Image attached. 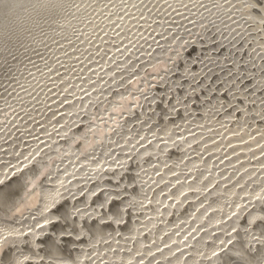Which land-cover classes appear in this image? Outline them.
<instances>
[{
    "label": "rangeland",
    "instance_id": "obj_1",
    "mask_svg": "<svg viewBox=\"0 0 264 264\" xmlns=\"http://www.w3.org/2000/svg\"><path fill=\"white\" fill-rule=\"evenodd\" d=\"M122 1L105 0V5L103 2V5H100L101 11L93 10L90 14L84 10L81 16H76L77 22L67 31L66 40L62 39L63 42L57 43L58 50L54 48L57 51L52 52L50 48L56 43L60 29L56 27V32L55 24L51 23L46 24L49 26L48 29L51 27V31L45 32L48 33L45 38L40 39L39 35H33V42L29 44L27 42L23 47L18 46L23 43L20 39L7 44L5 46L7 51L9 48L14 49L13 52L10 51L9 61L4 62L8 60L6 50L4 52L2 48L0 50V61L4 59L0 62V174L7 172L5 170L9 168L13 174H17V176L12 174L13 178L6 174V177L0 179V221L4 217L12 216L13 219L22 220L33 215L31 212L36 213L35 205L37 206V202L40 201V198H37L40 197L39 193L43 200L49 203L48 211L43 215L45 219L42 228L34 223L35 229L31 228L33 226L31 218H27L25 227H22L24 224L22 223L21 228L17 227V230L10 233V237L1 241L0 264H86V257H91L96 251L101 254L102 249L105 250L104 247L109 244L108 240L112 238L125 249L131 247L128 236L126 239L123 236L129 231L130 224L144 218L145 215L140 213L142 206L144 209L145 206L146 209L149 205L154 206L155 203L150 202L152 192L154 194L155 190L162 188L168 192L167 196L172 194L174 185L176 184L175 189L178 186L175 183L178 180V173L184 174L190 169L184 176L185 180V177L188 179L198 169L201 173L204 168L202 163L206 157L209 159L212 156L211 152H221L222 155L227 152L228 155L217 159L204 169L206 171L203 174L210 172L209 185L206 184L202 191L198 192L196 184L190 185L185 182L184 186L190 187V190L187 188L189 196H184L180 201L175 197L170 200V206L164 208L162 207L166 202L163 203L162 199L161 203L159 200L156 207L160 209L158 216L148 218L145 228H142L143 231L136 230L137 225H134L136 237L140 241L145 242L147 239L146 243H149L153 239L150 244L168 243L169 241H163L166 236L163 235L165 228L162 224L165 222L166 226L174 225L184 219L185 215L190 216V211L195 210L199 204L202 208L203 202L212 201L215 187L211 186L217 181L216 191L220 190L223 201H226L231 193L240 204L247 202V206H243L241 211L243 215L254 203L252 194L247 192V187H255L259 194L264 192V173H261L264 166L260 171L257 168L260 155H264V0ZM119 4L123 7L121 11L124 19H118L120 22L117 24L112 23V20L104 24L100 22V27L95 28L94 33L93 24L96 19L106 16L107 13L116 15L113 9ZM161 8L164 13L157 16L159 14L156 11ZM116 11L118 13V10ZM148 16L153 17L152 24L147 23ZM32 26V20H25V31ZM87 29L91 30V33L88 30L87 34H84ZM97 30L101 36L95 35ZM126 30L131 31L130 36L120 46L115 34L121 37ZM20 36L23 35L17 34V37ZM72 36H77V41H71ZM90 43L95 44L91 46ZM43 47L47 49L46 55L45 52L41 53ZM84 48L91 59L80 56ZM107 48L115 49L119 53L112 55L110 51V56ZM48 50L50 52L47 53ZM91 54L94 57H91ZM96 56H101L99 58L103 64ZM55 62L56 64H53ZM129 62L131 65L127 66L129 68L127 70L126 64ZM110 63L118 65L114 73L109 72L112 67L108 69ZM94 64H97L98 70L104 68L99 70V73L97 70V73L95 70L92 74L90 72L93 75L91 77L90 74L87 77L85 74L84 78L83 76L80 78L78 72L88 73V69L95 68ZM51 65L57 68L56 75L47 72L48 69L50 72L55 70ZM7 73L12 74L9 75L10 78ZM33 73L36 75L34 78ZM28 84L33 86L30 87V91H26ZM98 84L101 87L97 86V90L95 85ZM10 85L12 88H9ZM55 86L63 87L64 92L61 95L56 94ZM86 91L90 92L89 96L92 95L91 100L85 103V107L73 104L69 96L73 95V99L77 96L76 92L82 94ZM123 102L127 103L128 108H124ZM74 110H78L76 117H72L74 114L70 112ZM64 114L67 116L63 117ZM55 115L59 116L58 122ZM90 120L94 124L87 128ZM164 124L169 125L167 133L163 132L165 137L161 133ZM162 126L163 128L158 130ZM139 131L146 135L145 139L141 137L143 134L140 135ZM155 131L157 133H154ZM151 132L153 135L150 136ZM47 135H50V140L44 139ZM118 135H124L123 141H126L114 147L115 150L110 149L108 145L107 148H103L105 149L103 152L101 148V152L99 151L98 145L106 143L107 140L108 142L114 140L119 137ZM83 137H88L89 142L84 141ZM86 141L88 144L84 146L83 143ZM141 145H147V152L143 151L144 147L140 148ZM194 148L197 154L192 162L177 157L186 153L192 155L195 152ZM232 151H239L235 156L238 157L241 153L242 155L238 157L241 160L249 155L248 160L245 159L243 163L249 164L247 167L254 171L251 172L250 168H238L239 178L245 183L244 190L231 189L223 180L221 181L230 175L237 162L235 158H231L234 155ZM251 152L257 153L259 157L254 153L256 158L253 156L254 160H249ZM73 154L77 159V166L74 164L75 161L70 162L69 166H72L66 172L74 171L72 177L76 173L77 179H73L75 182L73 180L67 182L63 178V183L59 186L50 184L48 177H54L55 174L63 177L60 173L61 161L63 159L66 161L68 156ZM91 157L94 160L90 163ZM176 157L180 163L177 164L179 165L177 174L165 178L163 184V178L159 179L161 176L157 173L164 167L166 170L171 169V162ZM95 160L99 165L97 163L91 174L86 167L92 162L96 163ZM155 163L162 167L156 169L157 171L155 170L150 177L143 174L145 168L148 169L149 166L151 168ZM42 165L46 167H41ZM180 170L183 172H179ZM148 171L146 174L150 173ZM87 172L89 174H86ZM45 180L50 182L46 183ZM43 184H49L51 187L40 190ZM139 184L144 185L145 195L143 193L140 195ZM179 195L181 196V193ZM225 201L223 207L226 209H223V212L228 209ZM239 211H235L237 220L232 229L216 246L215 251L209 253L207 264H229L231 261L247 264L253 260V256L264 262V197L258 208V217L253 214L245 219L241 212L238 214ZM36 216L39 217L40 214ZM28 227L34 230L29 239L24 235ZM221 227L223 235L226 231L225 225ZM44 229L49 231L48 235L42 231ZM213 230L215 227L211 231ZM193 234L194 231L190 233L189 238ZM179 243L177 242V245H180L178 248L187 245V240ZM15 250L22 256L33 258V263L26 258H19L18 254H14ZM184 250H180V254H183ZM207 254L204 255L205 258L208 257ZM153 255L155 261L157 256L154 258ZM121 257L114 263L119 264L122 261L120 264H123L125 261L124 264H129ZM100 258L101 261L105 259ZM140 258L136 257V260ZM173 261L170 260L168 263L175 264Z\"/></svg>",
    "mask_w": 264,
    "mask_h": 264
},
{
    "label": "bare ground",
    "instance_id": "obj_2",
    "mask_svg": "<svg viewBox=\"0 0 264 264\" xmlns=\"http://www.w3.org/2000/svg\"><path fill=\"white\" fill-rule=\"evenodd\" d=\"M122 1V0H121ZM131 0H129V2H130ZM135 0H133V2H134ZM149 1H151V0H149ZM177 1V0H176ZM102 2H103V4L105 5V0H0V50H1V48H2V51L4 52L7 48H5V46L7 45V44H11V43H13V42H15V39H20L21 41H23V43L21 44V45H18V46H24L27 42V44H29V43H32L33 42V35H35V36H38L39 35V37H40V39H42V38H45L46 36H47V34L49 33L48 31L50 30L51 31V27L48 29V27L46 26V24H48V23H51V24H55V27H54V29L56 28V27H58L60 30H59V32H58V34H59V36L56 38V43L54 44V45H52V47L50 48V50L52 51V52H54L56 49L58 50V47H57V43L59 42V41H61L62 39H65L66 37H67V31L69 30V28L71 27V26H73L74 25V23H76L77 22V17H79V15L81 16V14L82 13H84V10H86L85 11V13H88V12H90V14H91V12L93 11V10H95V11H98V9H100V11H101V6L103 5L102 4ZM135 2H137V1H135ZM166 2H172V0H166ZM215 2H220V0H215ZM81 3V4H80ZM124 2L122 1V4H123ZM126 3V2H125ZM102 4V5H101ZM107 4V3H106ZM101 5V6H100ZM135 5V4H134ZM118 8H117V7ZM115 7H114V9H113V11H115V13H116V15H109L108 13L106 14V16L104 15V17H101V18H99V19H96V21H95V24H96V26H95V24H93L94 26H93V28H94V33H95V28L96 29H98L99 27H100V22H102L103 24L104 23H106V22H111V20L113 21L112 23H116L117 24V22H120L119 20H122V19H124L123 17L124 16H122V11L121 10H123V7H121L122 5L121 4H119V5H116ZM136 6V5H135ZM163 6V5H162ZM121 7V8H120ZM96 8H97V10H96ZM125 8V7H124ZM103 9H104V7H103ZM109 10V9H108ZM108 10H107V12H108ZM116 10H118V13H117V11ZM103 11V10H102ZM63 12H66V14H63ZM110 12V11H109ZM158 12V14L159 15H157V16H161V15H163L162 13H164V11L162 10V8L161 9H158V11H156V13ZM115 13H112L111 12V14H115ZM155 13V14H156ZM105 14V13H104ZM130 14H132V13H130ZM161 14V15H160ZM108 15V16H107ZM124 15V14H123ZM148 15V14H147ZM77 16V17H76ZM127 16V15H126ZM75 17V18H74ZM115 17V18H114ZM120 17H122L121 19H120ZM128 17V16H127ZM127 17H126V19H127ZM131 17V16H130ZM145 17H146V15H145ZM145 17H144V19H145ZM113 18V19H112ZM148 18V22L147 23H149V24H152L151 23V21L153 20L152 18V16H148L147 17ZM119 19V20H118ZM160 19V18H159ZM25 20H32V28H30V29H27V31H25L26 29H25ZM146 20V19H145ZM98 21V22H97ZM123 22H124V20H123ZM145 22V21H144ZM146 23V22H145ZM153 23H154V21H153ZM111 24V23H110ZM57 25V26H56ZM92 25V24H91ZM99 26V27H98ZM110 26V25H109ZM143 26V25H142ZM89 27H91L92 28V26H89ZM148 27V26H147ZM92 28V29H93ZM54 29L52 28V30L54 31ZM117 29V28H116ZM56 30V29H55ZM88 30L89 29H87V30H85L83 33L84 34H87V32H88ZM119 30H121V29H119ZM91 30H89V32H90ZM99 31H100V29H99ZM107 30H105V32H106ZM45 32H48L47 34H45ZM55 32V31H54ZM56 32H57V30H56ZM65 32H66V34H65ZM129 32H131L130 30L128 31V30H126V31H124L123 32V35L121 36V37H119L120 35L118 34V37L120 38H118L117 37V34H115L116 36H115V38L116 39H118L117 41H119V45L120 46H122V44H123V42H125V40L130 36V33ZM19 33H21L23 36H20V37H17V34H19ZM80 33V32H79ZM91 33V32H90ZM89 33V34H90ZM134 33V32H133ZM144 33V32H143ZM81 34H82V32H81ZM83 34V35H84ZM89 34L87 35L88 37H89ZM98 34H100L99 32H98V30H97V33L95 34V35H97V36H99ZM41 35H42V37H41ZM46 35V36H45ZM54 35H55V33H54ZM79 35V34H78ZM91 35V34H90ZM131 35H132V33H131ZM44 36V37H43ZM51 36V35H50ZM49 36V37H50ZM71 36V35H70ZM93 36H94V34H93ZM100 36H101V34H100ZM133 36V35H132ZM17 37V38H16ZM83 37V36H82ZM81 37V38H82ZM85 37V36H84ZM55 38V37H54ZM70 38V37H69ZM72 38V40L71 41H73V40H76V38H78L77 36H72L71 37ZM107 38V37H106ZM141 38V37H140ZM40 39H35V40H40ZM47 39V38H46ZM50 39V38H49ZM102 39V38H101ZM66 40V39H65ZM67 40H69V39H67ZM81 40V39H80ZM86 40V39H85ZM107 40H108V38H107ZM50 41V40H49ZM54 41V40H53ZM77 41V40H76ZM75 41V42H76ZM105 41V40H104ZM46 42V41H45ZM44 42V43H45ZM48 42V41H47ZM61 42H63V41H61ZM90 42H91V40H90ZM96 42V41H95ZM83 43V42H82ZM86 43V42H85ZM88 43H89V40H88ZM106 43V42H105ZM115 43V42H114ZM66 44V43H65ZM87 44V43H86ZM95 44V43H94ZM94 44H92L93 46H94ZM110 44V43H109ZM139 44H140V42H139ZM47 45H48V43H47ZM59 45V44H58ZM90 45H91V43H90ZM91 45V46H92ZM15 46V45H14ZM90 46V47H91ZM143 46V45H142ZM17 47V46H16ZM86 47V46H85ZM88 47V46H87ZM108 47V46H107ZM21 48V47H20ZM40 48V47H39ZM54 48H56V49H54ZM95 48V47H94ZM97 48V47H96ZM106 48V47H105ZM112 48H113V46H112ZM109 49V48H107V49H109L108 50V52L107 53H109L110 51L112 52V55H114L113 53H117V51L115 50V49ZM114 48H115V46H114ZM121 48L122 47H120V53H121ZM137 48V47H136ZM43 49L44 50H42L43 52H41V53H44L45 52V49H46V47L44 48L43 47ZM85 49V48H84ZM91 49V48H90ZM140 49H141V47H140ZM143 49V48H142ZM141 49V50H142ZM12 50H14L13 48H9L8 49V51L6 50L5 52H7L6 53V57H8L7 59L8 60H6V61H4V62H7V61H9L10 59H9V56L11 55L10 53V51H12ZM47 50V49H46ZM50 50H48L47 51V53L48 52H50ZM56 50V51H57ZM89 50V49H88ZM115 50V51H114ZM39 51V50H38ZM95 51V50H94ZM138 51V50H137ZM140 51V50H139ZM2 52V53H3ZM13 52V51H12ZM72 52V51H71ZM88 52H90V51H88ZM135 52H136V50H135ZM1 53V52H0ZM9 53V54H8ZM35 53V52H34ZM38 54H39V52H37ZM40 53V54H41ZM105 53V52H104ZM118 53H119V51H118ZM117 53V54H118ZM131 53V52H130ZM136 53H139V52H136ZM4 54V53H3ZM13 54V53H12ZM31 54V53H30ZM36 54V53H35ZM2 55V54H1ZM45 55H46V52H45ZM82 55H83V57L85 58H87L88 56H87V49H85L84 51H82V54L80 55L81 57H82ZM95 55V54H94ZM109 55H110V53H109ZM132 55V54H131ZM5 56V55H4ZM38 56V55H37ZM36 56V57H37ZM43 56V55H42ZM41 56V57H42ZM93 55L91 54V57H92ZM106 56V55H105ZM108 56V55H107ZM111 56V55H110ZM3 57V56H2ZM5 57V58H6ZM70 57V56H69ZM94 57V56H93ZM101 58V56H96V58ZM109 57V56H108ZM108 57H106V58H108ZM132 57V56H131ZM131 57L129 58V59H131ZM89 59H91L90 57H88ZM99 58V59H100ZM133 58V57H132ZM93 59V58H92ZM103 59H104V57H103ZM126 59V58H125ZM1 60V59H0ZM4 60V59H3ZM2 60V61H3ZM105 60V59H104ZM120 60V59H119ZM2 61H0V62H2ZM39 61H41V60H39ZM42 61H43V59H42ZM41 61V62H42ZM94 61V60H93ZM100 61L102 62L101 64H103V61L100 59ZM129 61V60H128ZM132 59H131V63H132ZM60 62V61H59ZM68 62V61H67ZM107 62V61H106ZM105 62V63H106ZM109 62V61H108ZM126 63V62H125ZM131 63L129 62L128 64H126V67L130 64L131 65ZM42 64V63H41ZM50 64V63H49ZM53 64H56V62L55 63H53ZM59 64V63H58ZM61 64V63H60ZM63 64H64V61H63ZM93 64V63H92ZM40 65V64H39ZM62 65V64H61ZM68 65V64H67ZM105 65V64H104ZM55 66V65H54ZM94 66H95V68H90L91 69V71H90V69H88L87 71H88V73H86V71L84 72V71H82V72H84V73H79L78 72V74H79V76H80V78L83 76V78H84V76H85V74H87L86 75V77L88 76V74H90V72H91V74H92V72L95 70V73H97V71H98V73L104 68H100L99 70L97 69V64L95 65L94 64ZM98 66H99V64H98ZM102 66V65H101ZM112 66V67H111ZM118 66V65H117ZM117 66L114 64V63H110V65L108 66V69L111 67V69L109 70V72H111V73H114L115 71H116V68H117ZM123 66H124V64H123ZM51 67H53V65H51ZM56 67H57V65H56ZM126 67H124L123 69L126 71ZM50 68V67H49ZM54 69H55V67H53ZM107 68V67H106ZM51 69V68H50ZM53 69V70H54ZM60 69V68H59ZM72 69V68H71ZM107 69V70H108ZM122 69V70H123ZM129 68L127 67V70H128ZM97 70V71H96ZM114 70V71H113ZM51 71H52V69H51ZM57 71V68L53 71V72H50V70L48 69V73L49 74H52L53 75V73H54V75H56V72ZM104 71V70H103ZM124 71V72H125ZM46 72V71H45ZM40 73V72H39ZM107 74H108V71L106 72ZM27 74V73H26ZM34 74V76H33V78L36 76L35 75V73H33ZM43 74V73H42ZM59 74V73H58ZM90 74V76L89 77H91V76H93V75H91ZM123 74V73H122ZM7 75H8V73H7ZM10 75V74H9ZM9 75H8V77H9ZM12 75V74H11ZM10 75V76H11ZM96 74H94V76H95ZM38 76V75H37ZM125 76V75H124ZM41 77V76H40ZM86 77H85V80H86ZM10 78V77H9ZM76 78V77H75ZM79 78V77H78ZM7 79V78H6ZM87 79H89V78H87ZM84 80V79H83ZM33 82V81H32ZM100 83V82H99ZM16 84H17V82H16ZM35 84V83H34ZM28 87H26V91H30L31 90V88H33V86L31 87L30 86V84H28L27 85ZM36 86V85H35ZM38 86V85H37ZM96 86V88H97V90H98V87H101V85L99 86V84L98 85H95ZM98 86V87H97ZM8 87V86H7ZM31 87V88H30ZM39 87V86H38ZM56 87V86H55ZM9 88H12V86L10 85V87ZM36 88V87H35ZM40 88V87H39ZM6 89V88H5ZM51 89V88H50ZM53 89H54V87H53ZM56 89H57V91H56ZM56 89H54L55 91H56V94H59V95H61V93H63L64 92V90L65 89H63V87H61V86H59L58 88L56 87ZM94 90V89H93ZM40 91V90H39ZM88 91V90H87ZM87 91L86 92H83L82 94L80 93V94H77V92H76V95L77 96H74L73 97V99H72V96L73 95H70L69 96V98H70V100H73V104H76L77 106L78 105H82V106H84L85 107V103L87 102V101H89V100H91V95L89 96V94H90V89H89V91L90 92H88L87 93ZM32 92H35V91H32ZM74 92V91H73ZM29 93V92H28ZM79 93V92H78ZM93 93V92H92ZM62 101H63V99H62ZM72 102V101H71ZM124 103V102H123ZM122 105V104H121ZM118 108V107H117ZM122 108H123V106H122ZM124 108H128V105H127V103H124ZM118 109H121L120 107L118 108ZM115 110H116V108H115ZM70 112H73V114L74 115H72V117H76V115H78V114H76V112L78 113V110H74V111H70ZM60 114H62V113H60ZM68 114V113H67ZM67 114H64L63 115V117L64 116H67ZM69 115V114H68ZM114 115V114H113ZM56 117H55V119H56V122H58L59 121V119H57V118H59V116L57 117V115H55ZM61 117V116H60ZM62 119H64V118H62ZM62 119H60V120H62ZM66 119V118H65ZM67 119H68V117H67ZM73 119V118H72ZM92 119V118H91ZM96 119V118H95ZM97 121H98V119H97ZM53 123V122H52ZM51 123V124H52ZM88 123V122H87ZM98 123H100V120H99V122ZM94 124V122L92 121V120H90V123H88V125H86V127L87 126H92ZM164 126H165V124H164ZM90 127H87V128H90ZM170 127H171V125H170ZM139 128V127H138ZM137 128V129H138ZM143 128V127H142ZM161 128H163V126L162 127H160L158 130H160ZM167 129H169V125H167V126H165L164 127V129L162 130V132L161 133H167ZM135 130H136V127H135ZM157 130V131H158ZM172 130V129H171ZM154 131V130H153ZM132 132V131H131ZM138 132V131H137ZM144 132V131H143ZM160 132V131H159ZM146 133V132H145ZM149 133H150V130H149ZM148 133V134H149ZM154 133H157L156 131L154 132ZM163 133V135H164V137H165V134ZM120 134V133H119ZM139 134L140 135H142L141 133H140V131H139ZM255 134H257V133H255ZM121 135V134H120ZM128 135V134H127ZM137 135V134H136ZM151 135H153V132H151V134H150V136ZM155 135V134H154ZM161 135V134H160ZM162 135V136H163ZM182 135V134H181ZM38 136V135H37ZM81 136V135H80ZM119 136V135H118ZM138 137H140L139 135H137ZM144 136H146V135H144L143 134V136H141L142 138L144 137ZM148 136V135H147ZM263 136V135H262ZM58 137V136H57ZM124 137V135H122V136H119V137H116L114 140H111V141H109L108 142V140H107V142L105 143H102L101 145H98V149H99V151H100V148H101V150H102V152H103V150H105V149H103V148H107L108 147V145H110L109 146V148L110 149H112V150H115L114 149V147H116L118 144H121V142L123 143V142H125V141H123V139H125V137ZM153 137V136H152ZM155 137V136H154ZM176 137H177V134H176ZM175 137V140H177V138ZM259 137V136H258ZM49 139V138H51L50 137V135H47L46 136V138H44V139ZM84 138V137H83ZM88 137H86V138H84V141L85 140H87L88 142H89V140L87 139ZM156 138V137H155ZM160 138H161V136H160ZM220 138V137H219ZM257 138V137H256ZM255 138V139H256ZM261 138V137H260ZM47 139V140H48ZM144 139H145V137H144ZM159 139V138H158ZM252 139H253V137H252ZM264 139V138H263ZM50 140V139H49ZM136 140V139H135ZM140 140H141V138H140ZM220 140V139H219ZM250 141H251V137H250V139H249ZM260 140V139H259ZM53 141V140H52ZM87 141L86 142H84L83 144H84V146H85V144L87 143ZM162 142H164V141H162ZM172 142V141H171ZM53 143V142H52ZM173 143V142H172ZM175 143H176V141H175ZM213 143V142H212ZM252 143V142H251ZM256 143V142H255ZM88 144V143H87ZM112 144V145H111ZM138 144H140V143H138ZM143 144V143H142ZM174 144V143H173ZM52 145V144H51ZM245 145H247V144H245ZM66 146V145H65ZM133 146V145H132ZM147 146V145H146ZM146 146H144V145H141L140 146V148L141 147H144V149H143V151H145V152H147V150H148V148L146 147ZM250 145H248V147H249ZM97 147V146H96ZM120 147V146H119ZM134 147V146H133ZM135 148V147H134ZM199 148V147H198ZM197 148V149H198ZM246 148V147H245ZM109 149V150H110ZM142 149V148H141ZM81 150V149H80ZM106 150H108V149H106ZM231 150V149H230ZM237 150V149H236ZM84 151V150H83ZM86 151V150H85ZM195 151V152H194ZM194 153L191 155V153H190V155H188L187 153L186 154H182V155H180V156H177L178 158L179 157H181L180 159L181 160H184V159H187V160H189L190 162H192L191 160H194V158L196 159V154H197V150H195V148H194ZM199 151V150H198ZM227 151V150H226ZM101 152V151H100ZM228 152H230V151H228ZM233 152V151H232ZM239 152V151H238ZM238 152L236 151V152H233V154L234 155H232L231 156V154H229V156H231V158L232 159H236L237 160V162H236V164H235V166H233V170L231 171V173H230V175L228 176V177H225V178H222L221 179V181L223 180L225 183H226V186H229V188H231V189H237L238 191L239 190H244L246 187H245V183H244V181L243 180H241V178H239V173L240 172H238V168H242V167H244V168H250V167H247L248 165H246L245 163H243L244 162V160L246 159V160H248V156H246V158L245 159H239L238 157H239V155L241 154H239L238 155V157H236L235 155H237L238 154ZM242 152V151H241ZM256 152V151H255ZM254 152V153H255ZM81 153V152H80ZM212 154V156L209 158V159H207V157H206V159L204 160V162L202 163L203 164V170L201 171V173L200 172H198L199 171V169L197 170V171H195L194 173H193V175L191 176V174H190V176L191 177H189L188 179H187V177H185L186 178V180L184 179V176L186 175V173H187V170H188V172H189V170L190 169H187L186 170V172H185V170L184 169H182L185 173L184 174H181V173H178V180L175 182V183H177V187H176V189H175V185H174V191H173V193L172 194H170L169 196H167L168 194V192L167 191H165L164 189H162V190H164V191H162L161 189L160 190H155V192H154V194H153V192H152V194H151V196H150V202L152 201V202H154L155 204H156V206H155V204H154V206L153 207H155V208H153L152 206H150L149 205V207H148V209H146V206H145V209H144V207L142 206V208L140 209L141 210V212L140 213H143V215H145L144 216V218L143 219H141L139 222H137V223H133L132 225L130 224L129 226V231L126 233V235H124L123 236V238H127V236H128V240H130L131 241V247H128V248H124V246L122 247V246H120L119 244H116V240H114L113 238L112 239H110V240H108V243L109 244H106L107 246L106 247H104L105 248V250L104 249H102L103 251H102V253L100 254H98V253H96V252H94V254H91L92 256L91 257H86V264H101L100 262H102L103 264H115L116 262L115 261H117L116 259L118 258H120L121 256H123V257H121V259L123 258V260L125 259L126 260V263L128 262L129 264H167L170 260H174L175 261V264H207V261L209 260V253L211 252V253H213L214 251H215V249H216V246L218 245V244H220L222 241H223V239L225 238V236L228 234V232L232 229V225L234 224V222H235V220H237L236 219V216L234 215L235 214V211L237 210V211H239V213L238 214H240V212L242 211V208H244L243 206H245L246 204H247V202L246 203H242V204H240L239 203V201L238 200H236L235 198H233L232 196H231V193L228 195V197H227V199H226V201H225V206H227V210H225L224 212H223V209H226V207L224 208L223 206H224V201H223V198H222V196H221V194H220V190H218V191H216V188H218V185H216V183L218 182H215V184H213V186H211V187H215L214 188V190H213V188L211 189V191L213 190L214 191V194H215V196H214V199L212 200V201H209V200H207L206 202H203L202 204V208L200 207L201 206V204H199L198 205V207H195V208H193V209H195V210H191L190 211V213H189V215L190 216H187V215H185L184 216V219H182L180 222H177L176 224H174V225H168V226H166L165 224V222H164V224H162V226H163V228H165L164 229V232H163V235H164V237L166 238V239H164L163 241H169L168 243H166V244H161V243H157V244H150L152 241H153V239H152V241L151 242H149V243H146V240H145V242H142V241H140V239L138 238V237H136V233H135V231H134V225L136 224L137 225V228L138 229H136V230H141V231H143L142 230V228H145V223H146V220L148 219V218H151L152 219V216H158V213L160 212V209L159 208H156V207H158L157 206V204L159 205V200H160V202H161V200L163 199V203H164V201L166 202L165 203V205H163V207L162 208H164V207H169L170 205H169V203L171 202L170 200H173L175 197L180 201V200H182L183 199V197L184 196H189V188L190 187H188V186H184L186 183L185 182H187L188 184H190V183H192V184H196V189H197V191L199 192H201L202 191V189L204 188V186L207 184V185H209V182H210V179H209V176H210V172H207V173H204L203 174V172H205L206 170H204V169H206V167H207V165H211V164H213V162H215L217 159H222V158H224V156H227L228 154H227V152L226 153H224L223 155H222V153L221 152H211ZM252 153L251 152V156H250V159L249 160H251V159H253L254 157L256 158V156H254V155H257V153ZM263 153V152H262ZM250 154V153H249ZM254 154V155H253ZM47 155H48V153H47ZM77 154H75V156H76ZM102 155V154H101ZM100 155V156H101ZM109 155V154H108ZM210 155V154H209ZM242 155V154H241ZM43 156H45V155H43ZM79 156V155H78ZM254 156V157H253ZM258 157H259V155H257ZM262 156H263V158H262ZM260 155V157H259V159H258V162H257V164H259V166L257 167L258 169H259V171H260V168L262 169V167L264 166V155ZM176 157V159L175 160H172V162H171V169L169 168V169H167L166 170V168L164 167V169H161L158 173H157V175L159 174L161 177H159V179L160 178H163V180H162V183L164 184V180H165V178H170V177H173V176H176V174H177V171L176 170H178V166L179 165H177V164H180V163H178L177 161H178V158ZM92 158V157H91ZM226 158V157H225ZM229 158V157H228ZM67 159V158H66ZM76 158H74V154L73 155H69L68 156V161L69 162H67V160L65 161V159H63L62 161H61V165H60V169H61V174H63V177H58V174L56 175H54V177L52 176L51 178L50 177H48V175H50L49 173H48V175L46 174V177H48L49 178V180L51 181V183L50 184H54V186H59V185H61V183H63V178H64V180L65 181H72L74 178H76L75 176H76V173H74L75 175H74V177H72L73 175V172L74 171H72L71 169V173L69 172H66L71 166H69L70 164V162H73V161H75L74 162V164L76 163V166H77V159L75 160ZM98 159V158H97ZM122 159V158H121ZM174 159V158H173ZM231 159V160H232ZM88 160V159H87ZM92 160H94L93 158L90 160V163H91V161ZM99 160H100V158H99ZM186 160V161H187ZM226 160V159H225ZM254 160V159H253ZM253 160L251 161V162H253ZM96 161V163L95 162H92V164H88L89 166H87L86 167V170H88V172L90 173L91 172V174H92V171H93V169H95L94 167L95 166H97V160H95ZM104 161V160H103ZM109 161V160H108ZM110 161H112V160H110ZM155 161V160H154ZM235 161V160H234ZM46 162H48V160L46 161ZM78 162H79V159H78ZM117 162V161H116ZM177 162V163H176ZM248 162V161H247ZM44 163H45V161H44ZM43 162H42V164H44ZM89 163V162H88ZM107 163V162H106ZM113 163V162H112ZM115 163V162H114ZM188 163V162H187ZM250 163V162H249ZM85 164V163H84ZM96 164V165H95ZM200 164V163H199ZM17 165V164H16ZM80 165V164H79ZM93 165V166H92ZM98 165H99V163H98ZM101 165V164H100ZM176 165V166H175ZM190 164L188 163V166H189ZM48 166V165H47ZM209 166H208V168H207V170L209 171ZM41 167H46V165L44 166V165H42ZM51 167V166H50ZM74 167H75V165H74ZM160 167H162V166H159L158 165V163H155L154 165H152L151 166V168H150V166L148 167V169H146L145 168V172L143 173V174H145L146 176H148V177H150L154 172H155V170L156 169H160ZM169 167V166H168ZM167 167V168H168ZM201 167V166H200ZM84 168H85V166H84ZM109 168V167H108ZM185 168V167H184ZM240 168V169H241ZM6 169V168H5ZM10 169V168H9ZM9 169H6L5 171H7V172H3V174H0V179H3L4 177H6L7 175H9L10 177H12L13 178V176L15 175V174H13L12 172L13 171H11V170H9ZM12 169V168H11ZM41 169V168H40ZM50 169V168H49ZM158 169V170H159ZM201 169V168H200ZM247 169V170H248ZM258 169H257V171H258ZM13 170V169H12ZM46 170V169H45ZM150 171V173L149 174H146L147 172L146 171ZM164 170V171H163ZM244 170V169H243ZM9 171V172H8ZM40 171V170H39ZM59 171V170H58ZM69 171V170H68ZM148 171V172H149ZM157 171V170H156ZM174 171H176V172H174ZM183 171H179V172H183ZM249 171V170H248ZM250 171L251 172H254L253 170H251V168H250ZM256 171V170H255ZM43 172V170H41V173ZM76 172V171H75ZM86 173V174H89V173ZM244 172H246V171H244ZM16 173V172H15ZM261 173L263 174L264 173V168L261 170ZM7 174V175H6ZM12 174H13V176H12ZM261 174V175H262ZM156 175V174H155ZM154 175V176H155ZM8 176V177H9ZM15 176H17V174L15 175ZM182 176V177H181ZM2 177V178H1ZM44 177H45V175H44ZM45 177V178H46ZM71 177H72V179H71ZM145 177V176H144ZM179 177H181V178H179ZM219 177V176H218ZM16 178V177H15ZM18 178H20V176L18 177ZM39 178H40V176H39ZM147 178V177H146ZM220 178V177H219ZM77 179V178H76ZM75 179V180H76ZM243 179V178H242ZM20 180V179H19ZM18 180V181H19ZM22 180V179H21ZM92 180V179H91ZM144 180V179H143ZM143 180H141V182L143 181ZM146 180V179H145ZM148 180V179H147ZM219 180V179H218ZM2 181V180H1ZM46 181V183H49V182H47V180H45ZM74 181V180H73ZM42 182H44V181H42ZM75 182V181H74ZM89 182V181H88ZM91 182V181H90ZM194 182V183H193ZM252 182V181H251ZM143 183L145 184L146 182H144L143 181ZM185 183V184H184ZM250 183H248V185H249ZM191 185V184H190ZM252 185H253V183H252ZM139 186H140V188H139V192H140V195L143 193V195H145L144 194V191H146L144 188V185H140L139 184ZM141 186H142V188H141ZM165 186V185H164ZM51 187V185H45V184H43V185H41V187H40V190H42V189H44V188H50ZM207 187V186H206ZM209 187V186H208ZM57 188H59V187H57ZM90 188H92V187H90ZM165 188V187H164ZM189 190H188V189ZM248 188V191L247 192H250V194H252V196L251 197H253V206L251 205V208L250 207H248V209L250 208V210H248L246 213H244V215H243V212H241L242 213V215L244 216V218L246 219V218H248V217H250V216H252L253 214L256 216V217H258V215H259V213H258V208H259V206H260V203H261V199L264 197V192L263 193H261V194H259L257 191L258 190H256L255 189V187H247ZM195 189V190H196ZM143 190V191H142ZM208 190V189H207ZM264 190V189H263ZM171 191V190H170ZM185 191H187V192H185ZM226 191H228V189L226 190ZM39 192V191H38ZM46 192V191H45ZM85 192V191H84ZM225 192V191H224ZM229 192H230V189H229ZM262 192V191H261ZM181 193V196L179 195ZM258 193V194H257ZM222 194L224 195V193L222 192ZM142 195V196H143ZM37 196V195H36ZM35 196V197H36ZM39 196L40 197H37L38 199L40 198V201H38L37 202V206L35 205V207H37L36 208V213H32L31 212V214H33V215H31L30 217L28 216V217H25L24 219H22V220H19V219H13L12 217H4L1 221H0V230H1V232H0V251H1V241H4V238H6V237H10V233L12 232V231H15V230H17V227H18V229L19 228H21V225H22V223H24L23 224V226L22 227H25L26 226V221H27V218L28 219H30L31 220V223L33 224H38V225H36V226H39L40 228H42V226H43V222H44V217H43V215L44 214H46L47 213V208H49L48 207V205H49V203L48 202H46L45 200H43V196H41L40 195V193H39ZM211 196V195H210ZM140 197V196H139ZM185 197V198H186ZM224 197H226V196H224ZM236 197V196H235ZM182 198V199H181ZM204 200V199H203ZM238 201V202H237ZM145 202H146V200H145ZM149 201H148V203H150ZM161 202V203H162ZM241 202V201H240ZM256 202V203H255ZM69 203H70V205H71V202L69 201ZM250 203V202H249ZM252 203V202H251ZM198 204V203H197ZM146 205V204H145ZM152 205H153V203H152ZM190 205V204H189ZM69 206V205H68ZM247 206V205H246ZM257 206V207H256ZM152 207V208H151ZM150 208V209H149ZM201 208V209H200ZM240 208V209H239ZM16 209V208H15ZM65 209H67V206L65 207ZM159 209V210H158ZM168 209V208H167ZM189 210V209H188ZM25 211V210H24ZM159 211V212H158ZM162 213V212H161ZM25 214V213H24ZM36 214H40V216L39 217H37L36 216ZM241 215V216H242ZM113 216V215H112ZM19 217V216H18ZM195 217V218H194ZM20 218V217H19ZM238 218V217H237ZM174 220V219H173ZM219 220V221H218ZM216 221H218V223L216 222ZM217 223V224H216ZM220 223V224H219ZM34 224H33V226L31 227V228H33L34 227ZM27 225H29L28 224V222H27ZM198 225V226H197ZM222 225H225V232H224V234L222 235V232H221V229L223 228V227H221ZM20 226V227H19ZM204 226V227H203ZM215 227V230H213V231H211L212 230V228H214ZM221 227V228H220ZM27 228V227H26ZM25 228V229H26ZM29 229H26L25 230V233H24V235H27V237H28V239L30 238V234L32 233V231H34L33 229L31 230V228L30 227H28ZM162 228V227H161ZM201 228V230L199 231V229ZM217 228V229H216ZM34 229H35V227H34ZM39 229V228H38ZM189 229H190V231H189ZM211 229V230H210ZM22 230V229H21ZM42 231H44L45 233H46V235H48L49 234V231L47 232L46 231V229H44V230H42ZM54 231V230H53ZM189 231V232H188ZM194 231V234L192 235V237H190L189 238V236H191L190 235V233L191 232H193ZM224 231V230H223ZM197 232V233H196ZM240 233H241V229H240ZM1 237H3V239L1 240ZM93 237H94V235H93ZM94 238H96V236L94 237ZM94 238H89L90 240L92 239V240H94ZM122 238V237H121ZM219 238H222L221 240H217V239H219ZM239 238V237H238ZM9 239V238H8ZM7 239V240H8ZM159 239V238H158ZM188 239H189V241H188ZM124 240V239H123ZM151 240V239H150ZM187 240V245H184V246H182V247H177L180 243V241L181 242H184V241H186ZM59 241V240H58ZM88 241V240H87ZM144 241V240H143ZM156 241V240H155ZM83 242V241H82ZM91 242V241H90ZM103 242V241H102ZM158 242V241H157ZM160 242V241H159ZM162 242V241H161ZM177 242L179 243L178 245H177ZM216 242H219V243H216ZM107 243V242H106ZM156 243V242H155ZM163 243H165V242H163ZM186 243V242H185ZM102 244V243H101ZM104 244H105V242H104ZM150 244V245H149ZM91 245V244H90ZM181 245H182V243H181ZM88 246V245H87ZM102 247H103V245H101ZM180 246V245H179ZM173 247H176L174 250L172 249ZM85 248H87L86 246H85ZM90 248V247H89ZM186 251H185V250ZM77 250V249H76ZM85 250V249H84ZM180 250H184V253L183 254H180ZM16 251V250H15ZM154 251V252H153ZM205 251V252H204ZM74 252V251H73ZM101 252V251H100ZM182 252V251H181ZM202 252H204V253H202ZM206 253H208L207 254V258H205V256H206ZM14 254H18L19 255V258H26V259H28L30 262H32V259L33 258H28V257H26V256H22L21 255V253L19 254L17 251L14 253ZM154 254V255H153ZM21 255V256H20ZM26 255V254H25ZM75 255H76V253H75ZM152 255L154 256V258L157 256V258H156V260L154 261L153 260V257H152ZM156 255V256H155ZM205 255V256H204ZM254 255V254H253ZM100 257H104L105 259H103L102 261L100 260V259H102V258H100ZM125 257V258H124ZM136 257H141L140 259H138V260H136ZM255 257V258H254ZM100 258V259H99ZM252 258V257H251ZM10 259V258H9ZM251 260V259H250ZM41 261H43L44 262V260H41ZM121 261V260H120ZM173 261V262H174ZM204 261V262H203ZM36 262V261H35ZM38 262H40V261H38ZM115 262V263H114ZM122 262V261H121ZM120 262V263H121ZM124 262L125 261H123V264H124ZM172 262V261H171ZM170 262V263H171ZM250 262V263H249ZM247 264H264V262H260L259 260H257V258H256V256H253V260H251V261H249ZM33 263V262H32ZM119 263V264H120ZM36 264H39V263H36ZM42 264V263H41ZM169 264V263H168ZM171 264H174V263H171ZM229 264H241V263H234V262H230Z\"/></svg>",
    "mask_w": 264,
    "mask_h": 264
}]
</instances>
